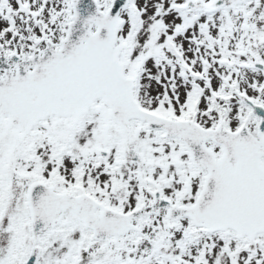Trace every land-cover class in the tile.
<instances>
[{
	"label": "snow or ice",
	"instance_id": "1",
	"mask_svg": "<svg viewBox=\"0 0 264 264\" xmlns=\"http://www.w3.org/2000/svg\"><path fill=\"white\" fill-rule=\"evenodd\" d=\"M0 264H264V0H0Z\"/></svg>",
	"mask_w": 264,
	"mask_h": 264
}]
</instances>
